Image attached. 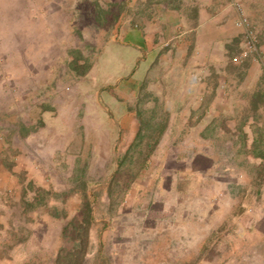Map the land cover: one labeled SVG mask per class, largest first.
<instances>
[{
  "label": "rangeland",
  "instance_id": "374dc122",
  "mask_svg": "<svg viewBox=\"0 0 264 264\" xmlns=\"http://www.w3.org/2000/svg\"><path fill=\"white\" fill-rule=\"evenodd\" d=\"M126 9L118 0H0V264H57L62 248L72 250L81 242L82 229L69 224L82 219L87 202L93 223L85 264L152 259L145 255L143 229L159 225L164 214L160 203H153L159 177L189 171L193 136L183 120L170 119L165 101L144 88L137 106L140 142L125 157L130 147L123 145L113 118V80L102 59ZM182 9L194 15L191 6ZM249 12L259 32L258 62L264 63V0H253ZM242 52L243 44L235 60ZM170 123L172 134L165 136ZM259 129L256 158L248 157L244 138L240 146L220 149L218 178L245 177L246 187L256 179L252 184L264 190V159H258L264 127ZM243 184L214 187L240 193ZM246 200L254 202L251 196ZM192 201L183 200L189 206ZM226 201L235 206L237 199ZM257 201L264 205L263 197ZM241 217L249 221L251 213Z\"/></svg>",
  "mask_w": 264,
  "mask_h": 264
},
{
  "label": "crops",
  "instance_id": "0c3cea01",
  "mask_svg": "<svg viewBox=\"0 0 264 264\" xmlns=\"http://www.w3.org/2000/svg\"><path fill=\"white\" fill-rule=\"evenodd\" d=\"M118 1L127 9L102 65L113 80L112 112L123 132V145L129 148L139 133L137 106L144 88L165 101L170 119L183 120L182 127L193 136L189 171L159 177L153 203L159 202L164 214L159 225L143 229L148 239L145 255L152 257L145 259L146 264L264 263V205L257 201L264 198V190L252 184L256 179L246 187L245 177L221 180L215 175L223 164L220 149L240 146L242 138L248 157L256 158L252 150L259 128L264 127V63L252 57L241 63L235 60L243 29L236 25L233 0L182 5L194 7V15L176 9L169 0ZM240 1L251 16L253 0ZM172 127L170 123L163 134H172ZM164 143L163 139L161 149ZM198 157L208 166H199ZM217 182L243 184V191L235 193L226 186L217 192ZM205 184L212 189L203 190ZM247 196L254 202L247 203ZM185 199L193 200L190 206ZM230 199H237L235 206L227 203ZM246 213H251L249 221L241 217Z\"/></svg>",
  "mask_w": 264,
  "mask_h": 264
},
{
  "label": "trees",
  "instance_id": "16d2710c",
  "mask_svg": "<svg viewBox=\"0 0 264 264\" xmlns=\"http://www.w3.org/2000/svg\"><path fill=\"white\" fill-rule=\"evenodd\" d=\"M168 2L172 4L176 9L183 8L182 5L184 3L182 0H180L179 2L175 0H169ZM187 7H190V6H187ZM192 8L194 9V7ZM140 138H141V134L139 133L135 141L132 143V145L128 149L125 155L126 158L130 157L133 150L139 145ZM260 154H261V157L264 159V152H261ZM85 206H86L85 211L81 212L82 219L75 217L69 224V226L71 225L74 230L82 229L83 236L81 238V242L75 245L72 250H68L67 248H62L60 250V253L57 259V264H85L86 263V255L88 253V249L90 245V229L93 223V215H92L91 204L87 202ZM69 226L65 228V234L68 233ZM75 254L77 255L76 258L75 257L74 259L71 258L69 260L70 262L65 260L67 259L68 256H75Z\"/></svg>",
  "mask_w": 264,
  "mask_h": 264
},
{
  "label": "built area",
  "instance_id": "2783aa9c",
  "mask_svg": "<svg viewBox=\"0 0 264 264\" xmlns=\"http://www.w3.org/2000/svg\"><path fill=\"white\" fill-rule=\"evenodd\" d=\"M233 5L237 10L236 25L243 29V52L236 58V61L243 62L248 57L259 61L261 60V50L257 27L240 0H233Z\"/></svg>",
  "mask_w": 264,
  "mask_h": 264
}]
</instances>
